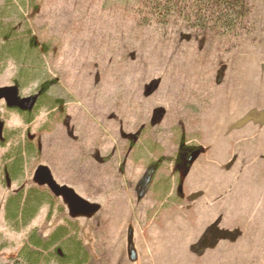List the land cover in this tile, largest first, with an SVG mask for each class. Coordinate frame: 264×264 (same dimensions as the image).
Segmentation results:
<instances>
[{"label": "rangeland", "instance_id": "374dc122", "mask_svg": "<svg viewBox=\"0 0 264 264\" xmlns=\"http://www.w3.org/2000/svg\"><path fill=\"white\" fill-rule=\"evenodd\" d=\"M155 1L0 0V51L9 35L42 57L20 96L49 80L48 102L60 104L28 124L0 101V264H21L31 231L61 227L83 243L84 264H264V0H246L224 35L195 16L163 21ZM19 68L0 56V88L17 86ZM28 147L5 184L3 167ZM40 166L98 211L73 217L33 181ZM21 190L45 202L18 226L6 206ZM204 236L215 243L201 248Z\"/></svg>", "mask_w": 264, "mask_h": 264}, {"label": "trees", "instance_id": "16d2710c", "mask_svg": "<svg viewBox=\"0 0 264 264\" xmlns=\"http://www.w3.org/2000/svg\"><path fill=\"white\" fill-rule=\"evenodd\" d=\"M153 5L154 15L163 21L182 17L188 22L187 24H190L191 17L195 16L193 26L199 25L202 29L214 27L223 29L222 35L236 27L239 16L242 15L243 17L247 8L246 0H157ZM6 40L4 48L0 51V56L5 59H12L20 65L18 76L14 81L22 89L35 77L34 67L40 64L41 53L39 52L38 58L33 39L21 42L20 40H11L8 35ZM49 84V80L41 81L39 84L40 87L37 91L40 93L39 100L31 113L34 114L44 108L52 111L60 105L48 102ZM17 112L24 122L30 123L27 116L31 113ZM25 152L29 153L30 147L25 148V150H17L12 156L13 159L3 167L5 184L10 185L17 181V176L22 173ZM23 197L21 190L8 200L6 206L7 220L18 226L27 225L31 222L45 202V195L35 191H30L24 197L25 199ZM58 244L62 245L53 250L54 246ZM82 244L75 237L68 236L62 227L48 238H44L36 230H33L17 259L21 260V264H84L88 253Z\"/></svg>", "mask_w": 264, "mask_h": 264}, {"label": "water", "instance_id": "95a60500", "mask_svg": "<svg viewBox=\"0 0 264 264\" xmlns=\"http://www.w3.org/2000/svg\"><path fill=\"white\" fill-rule=\"evenodd\" d=\"M39 96L40 93L29 97H21L18 86L0 88V101H5L9 109H19L22 112H32L39 100ZM1 126L2 125L0 124V134L2 130ZM201 153L202 150H198L192 154L188 162L189 166L186 167L183 177L188 174L190 166L193 165V163L197 160ZM160 164L161 160L157 162V164L147 169L145 175L140 181L141 189L138 193L139 200L147 194ZM33 181L40 187H47L55 197L62 198L67 203L70 213L73 217L92 216L98 211V206L89 204L73 189L58 184L54 179L51 170L46 166H40L37 168L33 177ZM178 194L181 197L184 196L183 183H181L178 187ZM197 197L198 196H193L192 198H190V200L194 201ZM204 237V241H202L200 244L201 248H206L207 245L210 244V242L211 244L215 243V241H210L207 236ZM128 255L132 262H135L137 260V253L133 246V237L131 231L129 233L128 239Z\"/></svg>", "mask_w": 264, "mask_h": 264}, {"label": "flooded vegetation", "instance_id": "af4514ba", "mask_svg": "<svg viewBox=\"0 0 264 264\" xmlns=\"http://www.w3.org/2000/svg\"><path fill=\"white\" fill-rule=\"evenodd\" d=\"M5 102V101H4ZM6 104V103H5ZM10 110H12V111H18V109H10ZM24 114H27L28 112H23ZM3 132H2V130H1V134H2Z\"/></svg>", "mask_w": 264, "mask_h": 264}]
</instances>
